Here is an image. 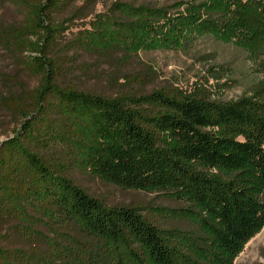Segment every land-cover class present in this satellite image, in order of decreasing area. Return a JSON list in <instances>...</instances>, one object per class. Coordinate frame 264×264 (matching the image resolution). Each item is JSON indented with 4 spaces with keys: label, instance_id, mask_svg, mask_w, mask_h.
I'll list each match as a JSON object with an SVG mask.
<instances>
[{
    "label": "trees",
    "instance_id": "trees-1",
    "mask_svg": "<svg viewBox=\"0 0 264 264\" xmlns=\"http://www.w3.org/2000/svg\"><path fill=\"white\" fill-rule=\"evenodd\" d=\"M77 1L0 0L22 15L0 22V49L38 77L12 99L18 124L0 142V218L25 244L0 246V264H233L264 223V0L115 1L68 41L125 61L194 35L233 41L252 75L229 99L221 89L106 96L61 84L53 49L68 18L57 16ZM210 71L217 81L229 73ZM74 169L169 194L195 227H164L146 205H108Z\"/></svg>",
    "mask_w": 264,
    "mask_h": 264
},
{
    "label": "rangeland",
    "instance_id": "rangeland-1",
    "mask_svg": "<svg viewBox=\"0 0 264 264\" xmlns=\"http://www.w3.org/2000/svg\"><path fill=\"white\" fill-rule=\"evenodd\" d=\"M115 1H127L134 5L170 4L176 0H78L73 8L58 14L57 18H68L67 29L58 38L53 49L61 68L59 82L78 89L114 96L136 90L173 89L192 91L197 88L221 89L219 97L229 99L242 92V85L251 77L245 52L239 44L212 34L194 35L184 38L173 46H149L138 50L125 61L120 53L101 55L91 49L73 47L68 41L90 23L109 16V7ZM21 11L10 3L0 4V22L18 23ZM225 77L216 80L210 69ZM136 79H133V76ZM133 79V80H132ZM140 79L146 83H139ZM38 83V77L26 72L18 59L0 49V142L13 133L19 120L9 106L16 95H24ZM224 84L223 88L220 84ZM70 177L92 196L108 205H146L149 214L164 227L192 229L195 224L176 213L185 203L171 195L157 191L121 188L107 183L83 170H71ZM172 211V212H171ZM0 246L24 247L12 235L9 223L0 218ZM264 223L244 243L233 264H257L264 262Z\"/></svg>",
    "mask_w": 264,
    "mask_h": 264
}]
</instances>
